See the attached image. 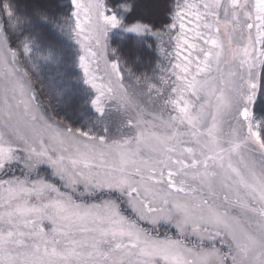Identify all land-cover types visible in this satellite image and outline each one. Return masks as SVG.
Segmentation results:
<instances>
[{"label": "snow or ice", "instance_id": "snow-or-ice-1", "mask_svg": "<svg viewBox=\"0 0 264 264\" xmlns=\"http://www.w3.org/2000/svg\"><path fill=\"white\" fill-rule=\"evenodd\" d=\"M148 6L33 12L79 48L76 124L35 87L53 49L2 5L0 264H264V0Z\"/></svg>", "mask_w": 264, "mask_h": 264}, {"label": "trees", "instance_id": "trees-1", "mask_svg": "<svg viewBox=\"0 0 264 264\" xmlns=\"http://www.w3.org/2000/svg\"><path fill=\"white\" fill-rule=\"evenodd\" d=\"M9 0H0V26L8 27V17L3 11L2 5ZM15 15L20 16L22 19L31 20L33 25H36V31L41 35L42 42L50 46L56 57L57 61L41 66L38 73V80L35 87L41 92V100L45 106H52L60 109V116L67 114L70 121L79 124L78 114L80 110L81 95L85 86L82 84L83 74L78 64L77 53L79 52L78 46L75 42L67 36L57 34V28L54 33L47 26H40L39 22L34 18L33 12L40 7L54 8L57 0H10ZM148 0H146V8L148 10ZM160 18V17H158ZM112 46H121L127 50L131 44L130 41L122 39L120 35L111 36ZM154 53L148 50L141 49V59L138 61V72H143L149 65L157 63ZM34 79H36L34 77ZM64 90L66 95L63 100L57 95L58 92ZM59 101V102H58ZM59 118V117H57Z\"/></svg>", "mask_w": 264, "mask_h": 264}, {"label": "rangeland", "instance_id": "rangeland-1", "mask_svg": "<svg viewBox=\"0 0 264 264\" xmlns=\"http://www.w3.org/2000/svg\"><path fill=\"white\" fill-rule=\"evenodd\" d=\"M58 2H63V0H57ZM148 10H150V7H148ZM81 71H82V69H81ZM82 74H83V71H82Z\"/></svg>", "mask_w": 264, "mask_h": 264}]
</instances>
